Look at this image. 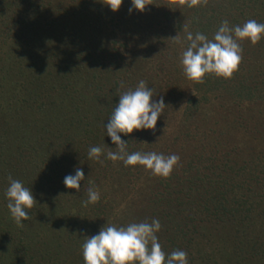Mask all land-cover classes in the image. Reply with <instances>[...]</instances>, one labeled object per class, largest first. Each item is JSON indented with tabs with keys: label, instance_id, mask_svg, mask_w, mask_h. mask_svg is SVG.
I'll return each instance as SVG.
<instances>
[{
	"label": "rangeland",
	"instance_id": "obj_1",
	"mask_svg": "<svg viewBox=\"0 0 264 264\" xmlns=\"http://www.w3.org/2000/svg\"><path fill=\"white\" fill-rule=\"evenodd\" d=\"M166 1L169 2L146 0L149 5L143 12L134 9L129 13L131 0H123L115 12L105 4L106 0H0V264H59L67 253L64 249L72 245L70 239H65L67 231H81L83 227L94 235L105 224L120 227L130 220L139 223L135 213L140 210L146 213L144 222H151L148 216L155 208L147 197L158 177L139 165L130 166V173L123 174L127 169L119 161L103 155L98 163L88 158L93 146H100L105 153L117 151L114 144H106L104 124L112 112L99 98L106 92L108 102L116 106L119 95L134 90L143 80L153 89L154 98L164 97L167 107L157 121L155 133L145 130L154 139L148 152L180 157L170 176L162 179L195 174L206 183L214 180L210 171L224 158L238 165L253 160L256 154L264 158V100L235 105L222 96L205 106L193 107L189 102L193 82L184 75L182 55L176 59L170 54L156 58V47L152 46L158 42L162 46L165 39L156 36L155 23L151 25L149 21L154 13L159 18L163 16ZM229 10L239 15L238 25L261 15V11L256 14L246 9L241 13L232 4ZM176 11V15L180 13L177 7ZM75 36L84 37L77 46ZM242 44L243 50L247 48L242 58L249 62L250 49L264 52V38L258 44L247 40ZM83 79H87L84 86L80 84ZM30 89L43 95L47 92L49 118L40 114L47 131L42 126L41 131L25 129L26 122L39 121L34 106L19 105ZM145 141L147 138L139 145L132 137L127 151L146 153L137 149ZM48 145L57 148L55 160L62 166L43 156ZM95 163L101 165L96 170L98 180L90 174L89 164ZM76 168L85 173L79 192L67 189L63 183L64 177L74 175ZM238 173L250 180L249 168H241ZM117 176L119 185H111V178ZM9 177L31 189L36 200L22 227L7 208ZM256 183L251 181L249 191L242 190L243 195L230 197V204L237 197L255 195ZM89 186L98 190L100 200L84 207L82 201L87 199ZM188 199L185 198L186 206L192 201ZM175 206L170 211H186L183 205ZM212 222L200 221L196 235L184 227L192 242L172 234L176 221L163 224L157 233L159 243L169 248V241L176 239L178 249L187 253L189 264H227L218 251L229 244L228 234L225 230L220 236L216 234ZM75 238L77 248L73 246L72 252L78 255L84 234ZM213 253L216 255L211 256ZM258 257L264 259V247Z\"/></svg>",
	"mask_w": 264,
	"mask_h": 264
},
{
	"label": "trees",
	"instance_id": "obj_2",
	"mask_svg": "<svg viewBox=\"0 0 264 264\" xmlns=\"http://www.w3.org/2000/svg\"><path fill=\"white\" fill-rule=\"evenodd\" d=\"M173 1L174 2H171V4L170 0L169 2L166 1V4L168 2V6L165 7L166 11L163 13L162 17L159 18L155 13L153 16H150V24L152 25L153 22L155 23L154 30L155 34H157L156 36L159 37L161 35V38L165 39L164 44H166H163L164 46L162 45V47L160 42H158L152 46L156 47L154 52L157 51V54L155 55L158 60L164 57V54L165 56L170 54L174 59L178 58L179 55H182L183 51L186 49L187 42L185 41L182 45L176 43L172 38L178 35L181 41H184L186 35L185 30L190 31L193 34L200 32L206 35L209 39H212L223 21L227 20L230 27L238 25L241 20L236 12L229 10L231 4L235 6L236 9L240 10L241 13H243L245 9L255 10L256 14H259L261 11V15H259L260 17L254 20L258 23H264V0H199L194 7H188L190 0ZM184 6L186 9L183 8ZM176 7L180 11V13H178L179 15H176ZM171 10L173 13H170ZM159 21H161V25ZM75 37L77 38L74 40V45L77 46L78 41L84 37ZM243 46H245V44L241 45L242 49ZM171 50L173 53L170 52ZM246 51L247 48L243 50L242 55H245ZM249 53V58H251L252 61L249 62V60L242 58L238 70L234 72L230 79H224L217 77L214 74H208L203 78L202 83L192 81V92L194 95L193 98L189 100L190 104L193 105V107L205 106L212 102L213 99L222 96L227 102H231L235 105L264 100V70L261 69L262 66H264V52L260 53L253 48L249 50ZM254 64L257 65V67L254 66ZM61 74L62 76H65V72H61ZM86 80L87 79H83L80 81V84L84 86ZM29 92L30 93H27V95L24 94L26 97L22 99L19 105L34 106L35 111L38 112L39 121H31L30 123L26 122L25 129L28 132H32V130L41 131L45 124H43V119H40V114L49 118L50 108L48 103H46L47 92L45 91L46 95L41 94L40 91L36 92V90L34 91L32 89H30ZM108 95V92H106L99 98L101 99V104L107 108L109 113H111L115 106L113 103L111 105V103L108 102ZM49 96L50 95H48V98ZM53 103H56V99ZM19 105H17V107H20ZM6 113H8L7 110ZM47 130L49 129H43V131ZM147 134L149 133L145 131H134L129 136H122V139L131 142L133 137L138 144L141 145L142 140L147 138L143 147L137 149H143L146 150L145 152H148V149L154 144V139ZM38 140L39 142H42L41 138H38ZM107 141L106 144L110 143L112 145L109 137ZM58 147L60 148L61 146ZM48 148L49 149L43 153V156H46L49 161L53 160L58 166H62L55 160V156L59 153L57 148L54 145H48ZM228 159L229 158L222 159L219 162V165L215 166L216 169L210 171V174L213 173L215 177L214 180H209L206 183L199 181L195 174L193 175V172L191 174L193 176L188 177H178V175H173L174 178L162 179V177L157 176L158 178H156V182L153 184V189L149 192L150 197H147L149 198L150 206L155 208L154 211H152L151 216H148V218H151L150 221L158 219L161 226L176 221L177 226L173 229L172 234L175 236V233H178L181 241H185L188 238L191 242L193 241L192 238L186 234L189 230L185 232L184 227H189L191 230L189 232L196 235L195 233H197L198 227H201L200 221H208L211 219V221H213L212 223L215 224L213 225V229L216 230V234H221L223 230L228 234L229 244L226 246V249L222 247L223 249L218 251L219 257L223 261H227V264H264V259L258 257L264 247V158H262L260 154H256V157L253 160L247 163L243 162V164L240 165L235 163L231 164ZM96 162L98 163L97 160ZM119 162L121 163V166L125 167L122 161ZM63 166L65 168V165ZM100 166V164L98 165L96 163L92 164V166L89 164L91 171L90 174L97 180L99 178V173L96 170H98L97 168ZM125 168L127 171L123 170L121 173H130L128 170L131 167L129 166ZM241 168H249V174L247 176L250 180L240 176L241 174L238 172ZM121 173L120 175H123ZM186 174L190 173L187 172ZM238 179H241L240 182H238ZM111 181V185L113 182L114 184L117 183L119 185L120 178L117 176L111 178ZM251 181L257 182L255 184L256 194L237 197L236 200L233 199V205H231L229 198L237 196L238 194L243 195L241 193L242 190L249 191L248 184ZM202 183H204V185H202ZM194 191L195 194L192 193ZM185 198H189L188 200L192 199V201L187 203L189 206H186ZM175 204V207L183 205L185 208L184 210L186 211H180V213L178 211H170L171 206ZM160 206H162L161 209ZM144 214L146 213L142 210H140V212L137 211L135 213L137 221L144 222V219L146 218ZM197 216H203L204 218L200 220ZM130 223L135 222L130 220L127 225ZM216 224H221V226H216ZM127 225L123 224V226ZM81 228V231L70 230L65 233V239H70L72 245H69L64 249L67 253L64 252L66 255L64 256L63 254V259L59 264H84L82 247H80L78 255H75V253L72 252L75 249L73 246H76L78 243L74 240L76 239V236L81 234H84V236L90 235L85 228ZM79 246H82V243L79 244ZM161 246L165 253L179 250L176 239H171L169 241V248H167L165 243H161ZM48 249L49 248H47V250ZM70 255L73 256L71 258L72 260L69 259ZM214 255L216 254H211V256Z\"/></svg>",
	"mask_w": 264,
	"mask_h": 264
},
{
	"label": "clouds",
	"instance_id": "obj_3",
	"mask_svg": "<svg viewBox=\"0 0 264 264\" xmlns=\"http://www.w3.org/2000/svg\"><path fill=\"white\" fill-rule=\"evenodd\" d=\"M199 0H190L188 7H194ZM123 0H106L105 4L115 12ZM134 9L144 11L146 0H131ZM186 31L184 41L177 35L172 40L182 44L186 41V49L182 53L181 65L187 79L202 83L208 74L230 79L242 61V41L252 44L264 38V23L249 19L243 25L229 26L223 21L212 39L196 32ZM123 86V85H121ZM156 95V94H155ZM153 89L141 80L134 90H128L119 95L107 123L104 124L107 136L117 151L107 153L100 146L90 147L88 158L100 161L101 156L113 162L122 161L125 167L143 166L152 175L167 178L178 164V155L165 156L156 152L127 151L128 141L122 136H129L134 131L151 130L155 133L157 121L167 107L164 97H155ZM194 95V94H193ZM85 180L82 168H76L74 175H66L63 183L67 189L81 190V181ZM71 195V194H69ZM8 200L7 208L18 226H23L30 216L28 210L36 202L31 189L25 187L19 180L9 177V186L5 191ZM100 200V194L94 187L89 186L87 199L82 205L87 207ZM161 230L158 219L149 222L130 223L127 226L104 225L98 233L84 236L82 255L84 264H189L187 253L174 250L165 253L159 243L157 233Z\"/></svg>",
	"mask_w": 264,
	"mask_h": 264
}]
</instances>
